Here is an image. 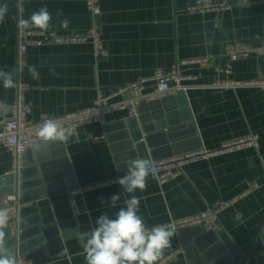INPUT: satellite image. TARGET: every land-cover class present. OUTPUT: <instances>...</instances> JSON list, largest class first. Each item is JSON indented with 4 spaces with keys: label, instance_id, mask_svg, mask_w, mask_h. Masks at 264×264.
<instances>
[{
    "label": "crops",
    "instance_id": "0c3cea01",
    "mask_svg": "<svg viewBox=\"0 0 264 264\" xmlns=\"http://www.w3.org/2000/svg\"><path fill=\"white\" fill-rule=\"evenodd\" d=\"M99 1L107 55L99 57L91 43L29 46L26 65L15 76L16 86L6 89L0 82V101L10 106V111H0L3 116L12 114L20 80L31 87L26 96L32 109L29 119L40 121L87 109L99 92L108 94L118 86L151 78L158 70L170 71L182 62L210 58L212 65L180 67L181 73L196 79L187 83L183 95L171 99L168 106L179 122H184V117L191 118L194 128L176 139L174 146H164L169 141L155 135L151 141V146L157 148L155 153L148 150L142 157L129 148L126 140L123 128L130 115L118 111L108 115L106 126L82 127L62 146L39 154L32 152L30 157L36 162L40 155L49 157L48 174L53 180L47 182L48 194L36 202L39 212L30 221L39 217L44 226L62 223L68 236L60 237L61 245L49 253L50 261L38 264H86L78 233L90 232L102 213L115 218L132 195L140 198L139 215L149 228L191 218L217 201H234L219 215V229L241 255L235 264L258 259L264 254V88L243 84L264 80V55L253 54L231 62L225 52L235 44L264 48V0H248L247 6L244 0H211L229 2L232 9L203 13L195 9L203 6L205 0ZM87 2L23 0L24 16L27 19L47 5L53 17V27L47 31L61 36L82 35L92 26ZM4 3L8 4V12L5 22L0 23V69L20 70L19 0H0V4ZM57 10H62L63 16L57 18ZM65 17L70 21L66 29L59 26ZM29 65H36L38 80L29 75ZM50 68L58 75L51 74ZM230 83L242 85L228 86ZM152 91L150 88L147 93ZM160 100L144 102L141 121L157 123L160 110L156 102ZM139 126L144 127L140 120ZM252 135L260 138L259 149L237 150L189 164L182 175L164 185L149 176L146 189L131 194L117 183L98 186L125 175L132 159L144 158L155 163L156 158L196 146H200L198 150L216 151ZM90 136L103 139L98 142ZM61 147L65 151L63 156ZM12 162V154L0 148V179L10 173ZM252 183L259 187L248 193ZM77 188L85 190L70 197L69 192ZM114 194H120L121 199L116 207H111L109 198ZM237 212L243 214L240 220L234 219ZM11 226L14 229L16 224ZM181 241L180 232H175L171 246L156 264L197 263L199 256L195 252L188 255ZM178 249L180 252L167 260ZM254 264H264V258Z\"/></svg>",
    "mask_w": 264,
    "mask_h": 264
},
{
    "label": "built area",
    "instance_id": "2783aa9c",
    "mask_svg": "<svg viewBox=\"0 0 264 264\" xmlns=\"http://www.w3.org/2000/svg\"><path fill=\"white\" fill-rule=\"evenodd\" d=\"M206 3L196 8L198 12H222L232 9L229 2L212 3L211 0H205ZM88 11L92 17V26L86 34H72L61 36L52 31H38L33 32L28 29L18 28V38L20 45L19 68L20 70L26 65V54L29 46H45V45H63L73 43H91L99 57L107 55L106 45L103 39L101 16L102 10L99 0H88ZM25 10L23 0H19V8L17 14V23L24 18ZM253 54L264 55V48H251L241 44H235L226 48L225 55L231 61L235 62L241 59L248 58ZM196 65L202 68H208L212 65L210 58H202L189 62H182L175 66L170 71L158 70L151 78L138 80L122 86H118L108 94L99 92L96 101L87 109L79 112L70 113L62 116L48 117L40 121H33L29 119L32 112L31 107L26 102L27 93L30 90L28 83L20 80L17 88V96L12 105L11 116H3L0 113V148L7 149L13 156L12 168L8 175L21 177V173L26 165V155L30 148L37 142L38 137L35 135V129L42 124L46 119L52 118L56 120L61 126L71 128L73 130L72 136H76L80 128L99 124L101 126L107 125L108 115L113 112L126 111L130 117H138V108L144 102L155 101L184 92L187 88V83L194 81L196 78L184 75L180 71L181 66ZM228 70L227 72H229ZM228 86H241L240 83H230ZM246 86H255L264 88V80L255 83L243 84ZM152 88V92L147 90ZM90 139L101 141L103 138H95L90 136ZM260 138L257 135H252L247 138L237 140L235 142L227 143L222 148L216 151L195 150L179 156L164 159L154 163L157 179L161 185L168 183L170 180L183 174L184 167L199 162L213 156H219L225 153L243 150V149H259ZM124 176V175H123ZM120 176V177H123ZM118 178V177H117ZM112 180L100 183L98 186L115 183ZM259 185L252 183L248 189V193L253 192ZM84 188H77L69 192H76L82 194ZM76 194V195H78ZM75 195V196H76ZM73 197V196H72ZM234 201H217L208 206L202 213L191 218L182 219L171 222L166 225V228L174 232H182L188 229L202 227L207 231H216L219 229V215L228 209ZM30 205L28 202H22L17 195L6 196L0 202V208H5L9 213L8 226L16 225L20 222V210ZM180 250H174L167 257L171 259ZM25 258H20L17 264H26ZM28 264H32L29 262ZM158 264H163L159 262ZM238 264H246L244 261Z\"/></svg>",
    "mask_w": 264,
    "mask_h": 264
},
{
    "label": "clouds",
    "instance_id": "9594fccd",
    "mask_svg": "<svg viewBox=\"0 0 264 264\" xmlns=\"http://www.w3.org/2000/svg\"><path fill=\"white\" fill-rule=\"evenodd\" d=\"M245 6L248 0H244ZM8 12V4H0V23L5 22ZM57 18L63 16L62 10H57ZM52 14L47 5L41 6L34 11L27 19L18 21L20 29H39L47 31L53 27ZM70 21L65 17L60 21V27L67 28ZM259 39V36H257ZM50 73H55L50 68ZM21 72L17 68L10 71L0 69V82L4 88H14L16 86L15 76ZM28 73L32 79L38 80L40 73L36 65L28 66ZM0 111H10V106L0 101ZM73 134L71 128L61 126L56 120L49 118L42 122L35 129V135L38 137L33 147L38 152L46 151L49 146L56 143H67ZM157 178V172L154 163L149 159L136 158L127 163V172L123 177H118L115 183L119 184L124 192L134 193L137 190L144 191L147 187L148 177ZM76 192L70 193V197L75 196ZM121 199L120 194L112 195L110 206L116 207ZM103 203V199H101ZM124 207H121L116 213L115 218H110L102 213L95 219V226L90 232H79L77 239L83 250L86 264H156L163 251L171 246V239L175 232L163 225H154L149 228L144 218L139 215L140 198L132 195L131 198L124 201ZM242 213L237 212L235 220L242 218ZM9 224V213L5 208H0V264H17V260L7 242V227Z\"/></svg>",
    "mask_w": 264,
    "mask_h": 264
},
{
    "label": "water",
    "instance_id": "95a60500",
    "mask_svg": "<svg viewBox=\"0 0 264 264\" xmlns=\"http://www.w3.org/2000/svg\"><path fill=\"white\" fill-rule=\"evenodd\" d=\"M182 95L183 92L156 102L159 106L160 117L154 125H152L151 121H141L144 103L140 104L138 117H130L125 122L127 128L125 127L126 125L123 128L126 130L125 136L130 149L137 150L142 157L148 150H151L152 154H154V150L157 148L151 146V141L155 135H160L169 141V144L164 146H174L176 139L188 133L191 128H194L193 124H190L192 123L191 118L188 117L187 119V117H184V122H179L177 114L172 113L171 109H169L168 104H171L174 98L179 99ZM184 107L182 106L183 109ZM139 120L144 127L141 128L139 126ZM147 126L151 129H148ZM154 128H157V130ZM62 145L63 143L54 142L49 148ZM199 148L200 146H196L154 160L156 162L161 161L198 150ZM33 151L37 154L41 153L34 147L28 150L26 165L21 177L7 175L0 179V202L3 196L17 195L22 202L30 203V205L20 210V223L14 226V229H12V226H8L6 229L7 242L16 257L17 263L19 256L24 257L29 262L33 261L35 264L50 261L49 253L61 245L60 237L63 239L68 237L64 233L65 225L62 223L44 226L39 217L34 218L33 222L30 221V217L37 216L39 212L36 202L48 194L47 182L53 180V177L48 174L50 167L48 164L49 157L40 155L37 157V163L34 158L30 157ZM60 153L62 156L65 155L62 147ZM180 236L182 237V247L187 250V254L191 255L195 252L199 256V261L195 264H221L222 261L224 264H235L241 258L233 242L221 229L207 231L202 227H196L180 232ZM263 258L264 254L259 256L258 259L248 262V264L260 262Z\"/></svg>",
    "mask_w": 264,
    "mask_h": 264
}]
</instances>
